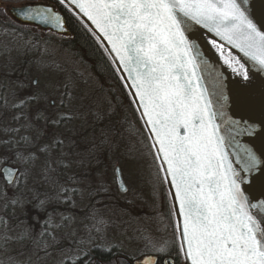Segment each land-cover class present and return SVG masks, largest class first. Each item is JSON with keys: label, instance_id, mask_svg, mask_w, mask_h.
Wrapping results in <instances>:
<instances>
[{"label": "snow or ice", "instance_id": "6c2138e0", "mask_svg": "<svg viewBox=\"0 0 264 264\" xmlns=\"http://www.w3.org/2000/svg\"><path fill=\"white\" fill-rule=\"evenodd\" d=\"M57 2L67 5L112 56L115 71L131 90L132 103L146 118L152 147L163 162L161 179L172 189L170 195L180 217L175 225L179 238L169 245L145 237V248L154 254L144 264H174L176 260L182 264H264V200L254 203L259 197L246 194L264 193V150L238 146L234 166L226 137L216 122L222 113L214 108L208 85L203 83L201 70L209 65L201 56L199 41L192 38L197 28L207 30L211 47L244 79H248V69L231 50L226 52L225 42L264 69V25L258 27L250 18V0ZM19 12L23 21L67 31V19L54 6L27 5ZM213 88L219 102L222 81ZM36 118L59 124L67 117L44 115L37 109ZM97 118L103 119L99 114ZM243 132L252 134L247 128ZM42 135L38 132L35 140L22 137L23 148L14 150L16 159L25 165L20 175L30 174L39 152L45 157L44 171L49 173L45 179L59 184L58 177L50 175L56 172L51 165H63V156L53 157L52 148L63 145V140L54 134L52 144L41 146ZM102 136V143H108V134L102 132ZM233 141L229 129L228 142ZM13 171L5 169L6 174ZM102 190V183L97 184L96 191ZM12 203L19 201L13 199ZM45 203L40 202L41 210Z\"/></svg>", "mask_w": 264, "mask_h": 264}, {"label": "rangeland", "instance_id": "374dc122", "mask_svg": "<svg viewBox=\"0 0 264 264\" xmlns=\"http://www.w3.org/2000/svg\"><path fill=\"white\" fill-rule=\"evenodd\" d=\"M22 2L26 1L0 0V9L6 13L8 6ZM7 25L0 26V169L8 164L18 167L19 174L14 185L7 186L0 173V264H85L94 250L113 247L117 257L154 254L145 248V237L163 243L171 228L154 153L129 128L119 136L111 134L105 153L99 152L103 143L75 151V130L84 123L86 110L94 108L103 117L100 124L112 117L97 91V78L46 42L43 33H28V28L16 25L24 31L19 32ZM37 109L67 118L46 124L37 120ZM38 132L43 133L41 146L52 144L54 134L63 140L52 148V156H63V165H68H51L56 172L50 175L58 177L59 184L45 179L49 173L39 152L30 174L20 175L25 165L14 150L23 148L22 137L35 140ZM117 166L127 185L125 193L118 187ZM99 183L103 190L97 192ZM41 201L46 202L43 210ZM5 235L7 240L2 239ZM22 235L25 238L19 239Z\"/></svg>", "mask_w": 264, "mask_h": 264}, {"label": "water", "instance_id": "95a60500", "mask_svg": "<svg viewBox=\"0 0 264 264\" xmlns=\"http://www.w3.org/2000/svg\"><path fill=\"white\" fill-rule=\"evenodd\" d=\"M27 5L54 6L55 10L58 13H60L63 17H65L62 14V12L58 9L55 3H51L47 1H38V2L26 1L20 4H12V6L7 7L6 14L14 23H16L19 26L32 27L41 32L53 33L55 35L62 37H70L71 34L67 25H66L67 31H64L62 29L51 28L50 26H42L39 25L38 23L23 21V18L20 15L19 10ZM64 7L67 8V10H69L72 13L71 9H69L67 5H65ZM249 7L251 9L250 18L253 19V22L257 23L258 27L264 25V0H250ZM76 18L80 21L78 17ZM262 30H264V28H262ZM192 38H195L199 41L201 56L203 59L207 60L208 62L209 65L208 69L205 71L202 67L201 70L202 74L205 76L203 83L205 85H208L209 94L213 98L214 108L219 109V113H222V115L221 114L217 115L216 122L221 125L220 134L226 137V146H228L230 158L234 160V166H235V152L238 146L251 147L253 150L256 149L264 150V69H261V66L259 64L245 57L244 54L239 51V49H234L231 47V45H227L225 42L226 52L228 50H231L232 54L238 59H240L241 63L245 65V68L248 69V79H244L239 73L234 72L232 70V67L225 65L224 58L221 57L220 54L213 47H211L210 43L208 42L209 34L207 33V30L197 28ZM215 38L219 41V37H215ZM99 45L102 47V49L108 56L110 62L115 68V65L112 62V56L109 55V53L105 50L104 46H102L100 43ZM117 74L120 78L121 74L120 73ZM218 81H222V86H223V94L222 96L219 97V102H217V93L213 88V84L217 83ZM122 83L125 87L123 81ZM34 84H36V82ZM125 89L130 97L131 90L128 89L127 87H125ZM133 105L134 108L136 109V112L140 118V121L144 127V130L148 136V139L152 147V143H153L152 136L149 132V126L145 124L146 118L141 117L140 111L137 110L138 105L135 104ZM246 128L251 130L252 133L251 135L243 132V130ZM229 129H231L232 136H235V141H233L231 144H229L228 142ZM238 130L242 132L241 135L236 134ZM152 150L157 159L161 174L163 176L164 172L163 169L160 167V165L163 162L160 159H158L156 156L157 149L155 147H152ZM5 169H12L14 171L6 174ZM117 169L119 171H117ZM117 169H116V177H117L118 187L121 193H125L127 191V186L124 181L121 169L119 167H117ZM0 173L6 185L13 186L17 180L19 174V168L6 164L1 167ZM257 175H259V173H257ZM9 180H13L14 183L10 184ZM164 184L168 194L172 215L174 219V224L176 225L180 217H179V213L176 211L174 207L175 204L174 198L172 195H170L172 189L167 181H164ZM246 194L250 195V197L253 195L259 197L258 200L253 201L254 203L259 204L261 200H264V193L252 192ZM258 210L259 209L254 211H258ZM176 235L178 239L179 233L177 231H176ZM148 256L149 255L144 256L140 260L136 261V263L144 264V262L147 261Z\"/></svg>", "mask_w": 264, "mask_h": 264}, {"label": "trees", "instance_id": "16d2710c", "mask_svg": "<svg viewBox=\"0 0 264 264\" xmlns=\"http://www.w3.org/2000/svg\"><path fill=\"white\" fill-rule=\"evenodd\" d=\"M20 1H49L57 5L58 9L68 21L67 26L71 34L70 37H62L53 33L48 34L35 28L31 29V27L20 26L21 29L22 27L28 28L30 30L28 33H31V30L34 31V29L43 33L46 42L56 48L60 53L66 54L72 60L80 64L89 74L92 73L97 78V80L95 79L98 83L97 91H100L99 93L102 95L101 98H104L105 103L108 105V110L112 114L111 119L108 120L104 118L105 121L100 124L99 119L95 118L97 113H94V108L86 110L83 113L84 123L79 124L75 130V151H86L91 148L92 144L102 143V132L107 133L110 138L111 134H118L119 136L122 134L121 132L124 133V130L127 128L134 130L140 138V142H144V144L152 150L148 136L121 79L108 56L89 30H87L67 8L61 6L57 0ZM16 3H19V1ZM6 17V13H0V26L2 23L8 25L10 23L12 28L17 29L19 32H24L18 28L19 25L16 27L17 24L11 20L8 21V17ZM13 23L15 26L12 25ZM89 137H92L93 141L89 142ZM104 144L106 143H103V145L101 144L103 148H100L99 152L103 150V153H105L104 147L107 148L108 146ZM86 145H90V147L88 146L89 148L87 147V149L85 147ZM101 145H99V147ZM103 153L101 156L104 155ZM166 199L167 216L171 222V228L169 229L170 234L168 235V233H166V236L169 237L167 242L171 245L174 240H177V237L168 196ZM118 254L119 252L115 247L105 251L99 249L94 250L89 263L85 264H94L95 261H110L112 263L114 258H117ZM176 263L182 264V261L176 260Z\"/></svg>", "mask_w": 264, "mask_h": 264}, {"label": "flooded vegetation", "instance_id": "af4514ba", "mask_svg": "<svg viewBox=\"0 0 264 264\" xmlns=\"http://www.w3.org/2000/svg\"><path fill=\"white\" fill-rule=\"evenodd\" d=\"M52 105H53V102H52ZM117 167H119V166H117ZM117 167H116V169H117ZM116 179H117V177H116ZM143 256H140V257H138L136 259H130L129 257H125V256L122 255V256L117 257V259H115V261H113L114 262L113 264H137L136 261L140 260ZM158 259H159V257H158ZM94 264H112V263L110 261H98V262L95 261ZM174 264H178V263H176V261H175Z\"/></svg>", "mask_w": 264, "mask_h": 264}]
</instances>
